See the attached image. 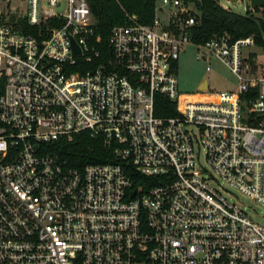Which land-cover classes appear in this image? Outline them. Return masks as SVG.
<instances>
[{"label":"built area","instance_id":"obj_1","mask_svg":"<svg viewBox=\"0 0 264 264\" xmlns=\"http://www.w3.org/2000/svg\"><path fill=\"white\" fill-rule=\"evenodd\" d=\"M189 6L162 0L151 24L130 15L96 63L88 0H0V264H264V226L217 181L264 206V55L243 53L252 36L194 43ZM186 45L222 61L236 89L181 94ZM156 94L175 115L154 114ZM82 131L114 142L118 162L78 169L50 150Z\"/></svg>","mask_w":264,"mask_h":264},{"label":"trees","instance_id":"obj_2","mask_svg":"<svg viewBox=\"0 0 264 264\" xmlns=\"http://www.w3.org/2000/svg\"><path fill=\"white\" fill-rule=\"evenodd\" d=\"M93 17V34L100 54L96 63H106L111 56L108 38L111 29L128 22L130 15H135L143 24H151L156 14V0H88ZM192 3L195 22L190 30L191 40L204 43L212 36L227 33L232 40L252 36L254 44L260 47L264 55V8L261 16L239 13L223 8L218 0H184ZM256 10H259L256 8ZM31 31V30H28ZM98 38V39H97ZM175 102L161 94L155 95L154 114L166 117L176 114ZM115 143L106 144L103 136L90 135L82 131L70 140L52 142L50 150L56 152L68 165L81 169L87 164L118 162L114 155ZM125 172L131 177L133 187L141 185L147 188L146 176L137 173L131 164L124 165Z\"/></svg>","mask_w":264,"mask_h":264},{"label":"rangeland","instance_id":"obj_3","mask_svg":"<svg viewBox=\"0 0 264 264\" xmlns=\"http://www.w3.org/2000/svg\"><path fill=\"white\" fill-rule=\"evenodd\" d=\"M161 1L162 0H156V4L160 5ZM218 1L222 6L229 7L232 11L239 13H244V10L249 6V0H236L230 2L227 0ZM182 2H184V0H182ZM184 4L186 6L190 5L191 7L193 5L189 2L188 4L184 2ZM164 9V12L157 13V15L164 22H168L172 11L175 12L178 10L177 7L171 4L165 5ZM253 16H261V10H255ZM243 53L247 56L249 55V58H256L259 61L263 58L262 49L255 44L243 48ZM176 73L180 93L188 96L206 94L207 92L235 90L238 84L235 75L230 72L229 68L222 61L211 55L206 50L202 48L197 49L192 45H186L181 50ZM204 80H206L208 86L206 91L199 90L198 88L200 82ZM196 155V162L200 166L207 167L208 169L203 151L200 149L197 151ZM217 181L220 183L221 187L218 186V188L222 191L223 196H225L229 201L239 205L253 220L264 226L263 205L239 193L236 189L223 183L221 179H218Z\"/></svg>","mask_w":264,"mask_h":264},{"label":"water","instance_id":"obj_4","mask_svg":"<svg viewBox=\"0 0 264 264\" xmlns=\"http://www.w3.org/2000/svg\"><path fill=\"white\" fill-rule=\"evenodd\" d=\"M234 1V0H232ZM250 3L254 6V7H263L264 6V0H249ZM72 44H73V49L75 52H78L79 49L78 47L74 44V41L72 40ZM262 66V64L260 65ZM199 90H205L207 88V82L206 80L202 81V83L199 85Z\"/></svg>","mask_w":264,"mask_h":264},{"label":"bare ground","instance_id":"obj_5","mask_svg":"<svg viewBox=\"0 0 264 264\" xmlns=\"http://www.w3.org/2000/svg\"><path fill=\"white\" fill-rule=\"evenodd\" d=\"M194 98H196V97H198V96H193ZM193 97H191V98H193Z\"/></svg>","mask_w":264,"mask_h":264},{"label":"crops","instance_id":"obj_6","mask_svg":"<svg viewBox=\"0 0 264 264\" xmlns=\"http://www.w3.org/2000/svg\"><path fill=\"white\" fill-rule=\"evenodd\" d=\"M201 83H202V82H200V84H201ZM200 84H199V85H200Z\"/></svg>","mask_w":264,"mask_h":264}]
</instances>
